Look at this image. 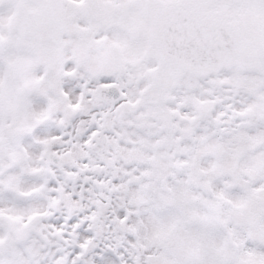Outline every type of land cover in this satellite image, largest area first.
Wrapping results in <instances>:
<instances>
[{
    "label": "snow or ice",
    "instance_id": "obj_1",
    "mask_svg": "<svg viewBox=\"0 0 264 264\" xmlns=\"http://www.w3.org/2000/svg\"><path fill=\"white\" fill-rule=\"evenodd\" d=\"M0 264H264V0H0Z\"/></svg>",
    "mask_w": 264,
    "mask_h": 264
}]
</instances>
